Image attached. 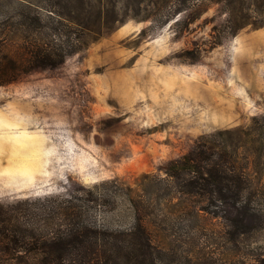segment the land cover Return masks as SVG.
Returning a JSON list of instances; mask_svg holds the SVG:
<instances>
[{
  "label": "rangeland",
  "instance_id": "obj_1",
  "mask_svg": "<svg viewBox=\"0 0 264 264\" xmlns=\"http://www.w3.org/2000/svg\"><path fill=\"white\" fill-rule=\"evenodd\" d=\"M192 2L204 0H147L140 10L122 0L115 28L55 67L0 85L1 203L116 180L125 194L108 182L110 202L96 215L130 225L127 195L135 196L144 173L158 172L201 134L246 127L264 115V24L250 21L230 34L218 3L195 14ZM261 151L250 165L262 186L255 208H264ZM146 198L151 226L166 228H151L156 236L193 251L203 248L197 237L203 246L218 242L207 229L221 222L189 213L188 199L166 206L156 192Z\"/></svg>",
  "mask_w": 264,
  "mask_h": 264
},
{
  "label": "trees",
  "instance_id": "obj_2",
  "mask_svg": "<svg viewBox=\"0 0 264 264\" xmlns=\"http://www.w3.org/2000/svg\"><path fill=\"white\" fill-rule=\"evenodd\" d=\"M121 1H1L0 85L55 67L115 28L123 21ZM134 1L140 10L147 0ZM206 3L224 9L227 33L250 21L264 24V0L192 2L195 14ZM262 147L264 115L253 116L246 127L199 135L158 172L144 173L135 196L126 194L130 225H110L96 215L110 202L106 184L116 180L83 185L66 195L0 202V264H264V208L254 203L262 186L254 184L250 167L256 161L251 156ZM149 191L161 195L166 206L182 196L190 201L189 213L217 218L221 227L207 230L218 242L203 246V236L197 237L203 248L193 251L178 248L166 234H153L151 228H166L148 220Z\"/></svg>",
  "mask_w": 264,
  "mask_h": 264
}]
</instances>
